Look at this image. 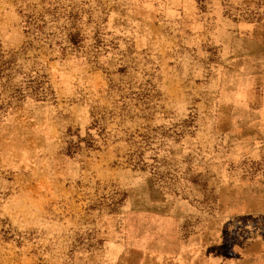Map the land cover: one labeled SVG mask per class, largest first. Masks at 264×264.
Returning a JSON list of instances; mask_svg holds the SVG:
<instances>
[{
	"label": "rangeland",
	"instance_id": "rangeland-1",
	"mask_svg": "<svg viewBox=\"0 0 264 264\" xmlns=\"http://www.w3.org/2000/svg\"><path fill=\"white\" fill-rule=\"evenodd\" d=\"M256 74L264 0H0V264H192L260 168Z\"/></svg>",
	"mask_w": 264,
	"mask_h": 264
},
{
	"label": "crops",
	"instance_id": "crops-1",
	"mask_svg": "<svg viewBox=\"0 0 264 264\" xmlns=\"http://www.w3.org/2000/svg\"><path fill=\"white\" fill-rule=\"evenodd\" d=\"M254 79L264 83L262 74ZM240 101L245 105L243 95ZM240 158L260 167L249 176L247 198L224 214V227L210 229L207 246L193 250L192 264H264V138L241 141Z\"/></svg>",
	"mask_w": 264,
	"mask_h": 264
}]
</instances>
